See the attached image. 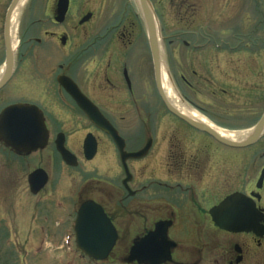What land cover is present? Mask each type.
Wrapping results in <instances>:
<instances>
[{"label": "flooded vegetation", "instance_id": "flooded-vegetation-1", "mask_svg": "<svg viewBox=\"0 0 264 264\" xmlns=\"http://www.w3.org/2000/svg\"><path fill=\"white\" fill-rule=\"evenodd\" d=\"M192 1L200 4L189 5ZM148 2L159 27L161 63L177 94L216 127L235 134L238 139L228 140L236 145H226L216 134L193 129L171 114L162 100L156 74L153 91L151 39L139 0H0V117L15 105L31 108L36 111L33 120L36 124L42 121L47 132L44 149L21 154L0 140V155L27 159L52 150L65 164L58 142L63 141L75 155V141L86 162H91L99 156L104 137L112 142L114 154L118 153L115 165L120 174L111 182L97 181L100 192L110 190L118 212L123 211L118 214L129 216L134 234L131 248L154 233L157 225L166 223L168 239L176 245L173 262L166 264H179V246L195 245L200 231L248 237L252 248L262 249L264 237L221 230L212 212L233 199L231 210L239 213L250 205L261 215L258 225L264 228V90L256 81L264 74V38L228 36L227 12L207 0ZM248 2L263 14L260 0ZM171 23L178 26V32L163 37L160 24L166 29ZM183 24L185 29L179 32ZM181 44L194 57L198 71L193 70V76L210 90L208 110L191 102L179 89ZM226 57L239 59L242 69L235 73L224 69ZM173 60L177 61L176 70ZM180 78L197 93L184 74ZM243 84L252 85L249 93ZM86 109L117 130L126 153L144 152V156L129 158L125 165L112 136L91 120ZM169 116L172 122L179 121L178 127L183 123L196 132H164ZM127 120L141 132L133 144L116 126L117 121ZM88 137L97 143V153L90 161L85 157ZM188 140L191 145L183 147ZM37 169L47 172L42 165L32 172ZM106 213L114 223V217ZM184 231L193 238L180 240ZM246 244H234L233 250L219 257L218 264L256 259L257 252Z\"/></svg>", "mask_w": 264, "mask_h": 264}, {"label": "rangeland", "instance_id": "rangeland-1", "mask_svg": "<svg viewBox=\"0 0 264 264\" xmlns=\"http://www.w3.org/2000/svg\"><path fill=\"white\" fill-rule=\"evenodd\" d=\"M135 1V0H132ZM256 1V0H255ZM259 5L263 14L248 0H207V4L221 6L220 10L227 12L226 25L231 30L228 36H249L252 38H264V0ZM197 2H189V5ZM137 8V3L135 2ZM169 5V4H168ZM159 9H161L159 7ZM170 10V9H169ZM167 14V12H166ZM210 18L209 20H211ZM262 29H261V25ZM179 26V32L185 29V24ZM224 27V24H217ZM163 37L175 35L178 26L174 23L166 28L160 24ZM228 36L226 38H228ZM255 40V39H254ZM257 40V39H256ZM234 43V41H232ZM188 54V55H187ZM191 50H187L182 44L179 48V89L191 102L208 110L211 101L210 90L205 82L193 76L194 67ZM176 60H173V69L176 70ZM224 69L235 73L242 69L239 59L226 57L222 62ZM200 66H198L199 68ZM198 71V70H197ZM184 74L196 87L197 93L188 89L181 81L180 75ZM218 74V73H217ZM249 75V72H245ZM256 79L264 90V74ZM152 88L155 92V73L153 59L151 58ZM206 79L209 75L206 73ZM253 82V81H252ZM251 82V83H252ZM244 91L249 93L252 85H244ZM198 96V97H197ZM207 113V111H205ZM202 113V112H201ZM204 114V113H203ZM129 115V114H128ZM169 118H171L169 116ZM207 118V116H206ZM172 118L166 121L164 132L192 133L196 132ZM121 134L133 144V140L141 134L135 124L129 122H116ZM164 126V127H165ZM132 136V138H131ZM74 138V137H73ZM101 152L93 161L86 162L80 144L72 142L73 153L79 159L80 165L76 169H70L62 163L52 150L45 155L37 154L27 159H18L14 156L0 155V264H128L130 248L134 234L132 222L129 216L118 212L116 200L108 188L104 194L100 192L99 180L111 182L114 176L120 174L116 168V154L110 140L101 137ZM191 145L190 141H184L183 147ZM130 147V146H129ZM71 148V147H70ZM39 165L44 166L50 175V183L42 194L34 196L30 192L28 176ZM87 200H93L100 204L109 215L114 217V223L118 230L119 239L115 249L106 262H95L81 253L76 246L74 223L76 214L81 204ZM198 242L191 246L187 243L179 246V263L182 264H218L219 257L225 251L233 250L234 244H246L252 252H257L256 259L247 258L244 264H264V245L262 249L253 245L244 236H229L218 231L199 232ZM175 237L177 234H174ZM193 236L182 232L179 239H192Z\"/></svg>", "mask_w": 264, "mask_h": 264}, {"label": "water", "instance_id": "water-1", "mask_svg": "<svg viewBox=\"0 0 264 264\" xmlns=\"http://www.w3.org/2000/svg\"><path fill=\"white\" fill-rule=\"evenodd\" d=\"M139 1L149 29L158 89L168 111L194 129L206 134H216L219 141L226 145L235 146L234 142L221 137L208 125L184 116L167 99L162 84L159 30L155 17L148 8V0ZM85 111L88 112L91 120L98 127L112 136L125 165L129 158H141L144 156V152L138 154L126 153L125 142L119 136L117 130L99 114L93 116L88 109ZM35 114L36 111L20 105L5 109L1 115L3 127L0 129V140L21 154L29 155L35 150L44 149L47 145L46 128L42 121L36 124L33 120ZM240 145L243 146L245 143ZM58 149L68 166L72 168L78 167L77 157L65 148L63 141L58 142ZM96 153L97 143L93 137H88L85 141L86 159L92 160ZM28 183L31 193L35 196L39 195L49 183V175L43 169H37L29 175ZM232 206H234L233 199L225 201L212 212L216 227L229 233H254L257 237H264V228L262 229L258 225L261 215L258 216L250 205L247 208L243 207V210L239 213L231 210ZM167 230L166 223H160L154 233L136 241L130 249L126 262L128 264L172 263V249L176 245L168 239ZM74 233L77 249L96 262L107 261L119 239L117 229L111 218L107 215L104 208L93 200H88L80 206L75 219Z\"/></svg>", "mask_w": 264, "mask_h": 264}, {"label": "bare ground", "instance_id": "bare-ground-1", "mask_svg": "<svg viewBox=\"0 0 264 264\" xmlns=\"http://www.w3.org/2000/svg\"><path fill=\"white\" fill-rule=\"evenodd\" d=\"M23 5H24V2L22 3L21 6H23ZM147 5H148V8L150 9V11L153 13L152 7H151V5H150L149 2H147ZM157 26H158V23H157ZM159 42L161 43L160 36H159ZM168 77L169 76H168L167 69L163 65V69H162V84H163L164 92H165V94H166L167 99L169 100V102H171V104L179 112H181L184 116H186V117H188L190 119L199 121V122H201V123H203L205 125H208L209 127L213 128L214 130H217V132L219 133V135L222 136L223 138L230 139V140L231 139L232 140L238 139V137L235 134L225 132L221 128L216 127L213 123H211V121L208 118H206L201 113H199L198 111H196L193 108H191L188 104H186L182 100V98L180 97V95L177 94V92H176V90L174 88V85L170 82V80H169Z\"/></svg>", "mask_w": 264, "mask_h": 264}, {"label": "snow or ice", "instance_id": "snow-or-ice-1", "mask_svg": "<svg viewBox=\"0 0 264 264\" xmlns=\"http://www.w3.org/2000/svg\"><path fill=\"white\" fill-rule=\"evenodd\" d=\"M2 127H3V118L0 117V129H2Z\"/></svg>", "mask_w": 264, "mask_h": 264}]
</instances>
